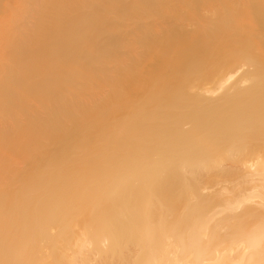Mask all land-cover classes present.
Segmentation results:
<instances>
[{"label":"bare ground","instance_id":"1","mask_svg":"<svg viewBox=\"0 0 264 264\" xmlns=\"http://www.w3.org/2000/svg\"><path fill=\"white\" fill-rule=\"evenodd\" d=\"M0 264H264V0H0Z\"/></svg>","mask_w":264,"mask_h":264}]
</instances>
